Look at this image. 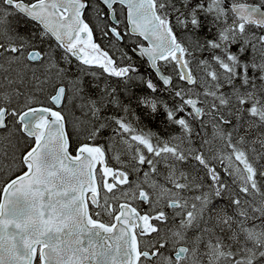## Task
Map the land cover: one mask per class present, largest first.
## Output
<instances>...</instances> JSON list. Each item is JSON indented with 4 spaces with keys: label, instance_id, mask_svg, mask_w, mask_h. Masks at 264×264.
I'll return each mask as SVG.
<instances>
[{
    "label": "snow or ice",
    "instance_id": "6c2138e0",
    "mask_svg": "<svg viewBox=\"0 0 264 264\" xmlns=\"http://www.w3.org/2000/svg\"><path fill=\"white\" fill-rule=\"evenodd\" d=\"M0 264H264V0H0Z\"/></svg>",
    "mask_w": 264,
    "mask_h": 264
},
{
    "label": "flooded vegetation",
    "instance_id": "af4514ba",
    "mask_svg": "<svg viewBox=\"0 0 264 264\" xmlns=\"http://www.w3.org/2000/svg\"><path fill=\"white\" fill-rule=\"evenodd\" d=\"M104 43H107L106 41H104Z\"/></svg>",
    "mask_w": 264,
    "mask_h": 264
},
{
    "label": "rangeland",
    "instance_id": "374dc122",
    "mask_svg": "<svg viewBox=\"0 0 264 264\" xmlns=\"http://www.w3.org/2000/svg\"><path fill=\"white\" fill-rule=\"evenodd\" d=\"M106 44V43H105Z\"/></svg>",
    "mask_w": 264,
    "mask_h": 264
}]
</instances>
